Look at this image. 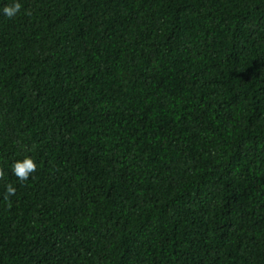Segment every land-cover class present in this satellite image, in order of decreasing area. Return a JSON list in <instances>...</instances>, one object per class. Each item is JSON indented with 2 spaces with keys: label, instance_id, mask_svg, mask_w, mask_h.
I'll return each mask as SVG.
<instances>
[{
  "label": "trees",
  "instance_id": "1",
  "mask_svg": "<svg viewBox=\"0 0 264 264\" xmlns=\"http://www.w3.org/2000/svg\"><path fill=\"white\" fill-rule=\"evenodd\" d=\"M0 264H264V0H0Z\"/></svg>",
  "mask_w": 264,
  "mask_h": 264
}]
</instances>
